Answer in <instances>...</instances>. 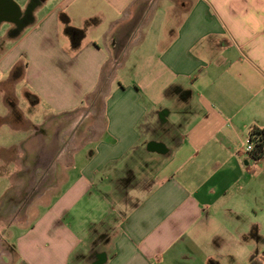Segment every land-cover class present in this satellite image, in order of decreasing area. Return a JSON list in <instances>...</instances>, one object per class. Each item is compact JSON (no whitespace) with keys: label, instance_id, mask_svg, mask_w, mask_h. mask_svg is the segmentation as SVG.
I'll list each match as a JSON object with an SVG mask.
<instances>
[{"label":"crops","instance_id":"obj_1","mask_svg":"<svg viewBox=\"0 0 264 264\" xmlns=\"http://www.w3.org/2000/svg\"><path fill=\"white\" fill-rule=\"evenodd\" d=\"M12 1L0 264H264V0Z\"/></svg>","mask_w":264,"mask_h":264},{"label":"trees","instance_id":"obj_2","mask_svg":"<svg viewBox=\"0 0 264 264\" xmlns=\"http://www.w3.org/2000/svg\"><path fill=\"white\" fill-rule=\"evenodd\" d=\"M59 20L64 25V33L70 38L74 50L78 49L87 28L96 24V20L89 19L84 23L82 29H75L69 25L68 18L64 14H60ZM248 140L253 145L252 151L248 154L250 159L260 160L264 156V127H253L249 132Z\"/></svg>","mask_w":264,"mask_h":264},{"label":"flooded vegetation","instance_id":"obj_3","mask_svg":"<svg viewBox=\"0 0 264 264\" xmlns=\"http://www.w3.org/2000/svg\"><path fill=\"white\" fill-rule=\"evenodd\" d=\"M7 15L8 13H7V9L5 5L0 4V18H3L4 16H7ZM28 19H29V10L26 11L24 15L19 18L18 23H17L18 26L23 25L25 22H27Z\"/></svg>","mask_w":264,"mask_h":264},{"label":"rangeland","instance_id":"obj_4","mask_svg":"<svg viewBox=\"0 0 264 264\" xmlns=\"http://www.w3.org/2000/svg\"><path fill=\"white\" fill-rule=\"evenodd\" d=\"M1 114H4V109L3 108H0V115ZM28 114L29 113L26 112V115H28ZM263 226H264V223H263ZM10 232H12V230ZM2 234H3V229L0 228V235H2ZM13 235H21V234H20V232L17 231V233L16 232H13ZM259 245H261V248H262V250L264 252V241L262 243H260ZM4 260L7 261V258L4 257Z\"/></svg>","mask_w":264,"mask_h":264},{"label":"built area","instance_id":"obj_5","mask_svg":"<svg viewBox=\"0 0 264 264\" xmlns=\"http://www.w3.org/2000/svg\"><path fill=\"white\" fill-rule=\"evenodd\" d=\"M253 145L251 143V141H247L246 147L244 149V152H246L247 154H249L252 151Z\"/></svg>","mask_w":264,"mask_h":264},{"label":"water","instance_id":"obj_6","mask_svg":"<svg viewBox=\"0 0 264 264\" xmlns=\"http://www.w3.org/2000/svg\"><path fill=\"white\" fill-rule=\"evenodd\" d=\"M8 3L14 5L17 10H19L18 6L12 0H6Z\"/></svg>","mask_w":264,"mask_h":264}]
</instances>
